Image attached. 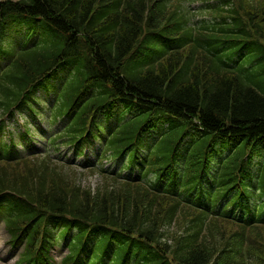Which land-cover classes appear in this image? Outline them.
<instances>
[{"label": "trees", "instance_id": "trees-1", "mask_svg": "<svg viewBox=\"0 0 264 264\" xmlns=\"http://www.w3.org/2000/svg\"><path fill=\"white\" fill-rule=\"evenodd\" d=\"M165 4L158 0L1 2V9L14 8L42 16V24L58 35L53 43L59 47L47 50L46 44L16 55L0 76V115L19 101L27 102L35 83L47 75L50 66L66 60L67 56L77 58L83 70L77 74L80 78L67 85L64 98L85 82L99 83L104 88L102 98L87 105L85 114L93 104L104 103L110 95H120L127 104L136 100L147 108L134 122L121 129L123 133L138 131L148 124L153 110L155 114H171L179 123L173 122L175 129L165 133L163 138L162 146L170 151L171 144L183 133L185 126L192 122L196 124L194 121L197 120L207 134L191 152L194 163L198 160V164L213 138L238 137L241 145L230 156L228 161L232 163L222 172L223 176H232V185L238 190L235 199L238 200L248 195L246 180L252 178L244 164V161L249 163L251 157L247 160L245 157L257 151L264 158V48L260 53L263 61L256 58L255 67L246 75L228 69L215 56L198 54V44L185 53L170 54L155 67L151 64L163 54L166 41L160 34H168L170 27L175 32L173 21L176 29H181L186 18L178 15V7H166ZM225 15H230L234 27L243 36L254 37V41L264 39V0H239L238 6L225 11ZM158 30L162 40L144 42L146 31ZM192 37L194 43L197 33L192 27L178 35L185 42ZM137 54L143 57L141 63L129 65L128 56L135 59ZM142 63H145L143 66L148 64L149 68L140 70ZM54 171L48 172L38 162L23 169L10 164L0 165V191L19 194L16 200L11 194L5 195L12 209L8 222L18 220L13 222L17 226L27 217L38 222L46 214L51 217L70 213L137 230L160 242L164 252L159 264H172L166 258L168 252L178 264H245L241 257L246 254L257 258L251 263L264 264L261 228H255L257 237L251 239L249 231L241 224L224 225L187 206L178 205L180 211L177 213L162 202L156 203L140 187L113 181L96 189L82 187L81 182L70 174ZM258 180L264 191V162ZM168 225H175L177 230L162 231Z\"/></svg>", "mask_w": 264, "mask_h": 264}, {"label": "rangeland", "instance_id": "rangeland-1", "mask_svg": "<svg viewBox=\"0 0 264 264\" xmlns=\"http://www.w3.org/2000/svg\"><path fill=\"white\" fill-rule=\"evenodd\" d=\"M84 178H87L83 181L86 185L97 186L102 182L97 176L92 175H81ZM263 236H260V239H264V232H261ZM257 237V236H255ZM8 236L3 230L0 231V264H17L18 255L16 249H11L7 244Z\"/></svg>", "mask_w": 264, "mask_h": 264}]
</instances>
